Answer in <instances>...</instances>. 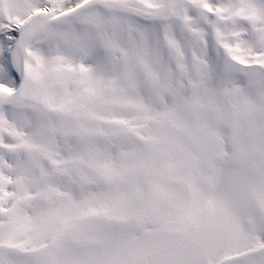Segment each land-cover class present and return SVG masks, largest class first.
Segmentation results:
<instances>
[{"label": "snow or ice", "instance_id": "1", "mask_svg": "<svg viewBox=\"0 0 264 264\" xmlns=\"http://www.w3.org/2000/svg\"><path fill=\"white\" fill-rule=\"evenodd\" d=\"M0 264H264V0H0Z\"/></svg>", "mask_w": 264, "mask_h": 264}]
</instances>
